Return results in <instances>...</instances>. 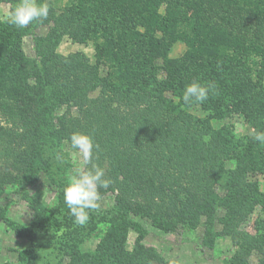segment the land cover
Masks as SVG:
<instances>
[{"label":"trees","instance_id":"16d2710c","mask_svg":"<svg viewBox=\"0 0 264 264\" xmlns=\"http://www.w3.org/2000/svg\"><path fill=\"white\" fill-rule=\"evenodd\" d=\"M47 4V18L32 21L49 28L37 41L40 64L23 53L25 31L0 21L3 176L33 174L49 139L70 143L73 133L87 134L98 145L92 163L111 181L98 188L100 196L118 192L110 217L123 221L131 213L161 221L164 229L177 221L196 224L213 185L229 177L224 231L236 246L232 264H250L252 251L264 264V226L253 235L238 231L256 206L264 209V193L247 181L264 173L263 146L254 139L264 131V0H71L59 12ZM65 35L92 41L95 63L81 53L57 54ZM177 42L186 50L173 62L168 53ZM194 80L213 91L188 106L181 97ZM195 105L221 119L241 114L254 136L237 139L228 127L215 134L183 108ZM60 106L66 110L56 126L49 112ZM126 232L125 225L113 226L93 253L75 252L70 264H169L152 247L127 250Z\"/></svg>","mask_w":264,"mask_h":264},{"label":"rangeland","instance_id":"374dc122","mask_svg":"<svg viewBox=\"0 0 264 264\" xmlns=\"http://www.w3.org/2000/svg\"><path fill=\"white\" fill-rule=\"evenodd\" d=\"M44 1L53 5L59 12L71 0ZM17 5L16 0L1 1L0 21H7L6 18L10 17ZM21 29L25 31L21 41L25 57L40 64L41 57L36 45L40 37L48 35L49 28L43 25L35 27L34 22H31ZM185 50L184 44L177 42L170 49L168 56L174 62L183 56ZM55 51L62 56L81 53L90 64L96 61L92 41L79 43L65 35L60 38ZM104 74L102 69L101 75ZM162 75L163 73L159 72V76ZM43 90L48 99L50 89L47 86ZM96 95L97 91L90 93V97ZM183 108L189 114L203 119L215 134L223 127H228L237 139L246 135L254 136L253 130L245 123L241 114L221 119L204 112L198 105ZM65 110V106H60L49 112L52 115L49 118L51 123L58 126L57 119ZM71 114L77 116L75 108H71ZM0 125L6 126L1 119ZM50 136L47 135V138ZM209 137L208 134L205 139ZM262 146L261 153L264 154V145ZM58 156L62 159H57ZM233 162L227 163L226 168L233 169ZM36 163L40 167H36L33 174L26 173L27 177L14 174L13 181H10V177L3 176L4 172L0 171V183H3L0 191V264H70L71 254L93 253L105 233L117 225L126 227L127 250L139 243L152 247L169 264H232L236 246L231 236L224 231V223L230 219L231 209L225 202L228 197L225 186L229 177H222L219 183L213 185L214 195L212 200L207 202L206 214L199 215L194 225H184L177 221L170 223L171 229H164L160 227L161 221L153 222L151 218L140 215L129 213L130 217L123 221L118 216L110 217L115 213V196L118 193L116 190L114 193L107 192L100 196L97 201L99 207L89 211L88 222L81 226L76 224L74 217L70 215L64 202L63 190L77 169L87 170L82 156L71 148L66 139L52 138L49 139L48 145L43 147L42 156ZM247 181L256 183L258 191L264 193V173L251 174ZM22 186L25 187L24 190H20ZM7 221L21 227L20 233L8 226ZM262 226L264 209L256 206L243 222L239 223L238 231L253 235L257 234ZM260 234L264 232L261 230ZM260 257L261 254L257 251H252L250 264H258Z\"/></svg>","mask_w":264,"mask_h":264},{"label":"clouds","instance_id":"9594fccd","mask_svg":"<svg viewBox=\"0 0 264 264\" xmlns=\"http://www.w3.org/2000/svg\"><path fill=\"white\" fill-rule=\"evenodd\" d=\"M49 14L47 3L38 4L36 0H20L7 22L19 28H25L32 21L46 19ZM213 91V85L202 84L194 80L187 84L183 90L182 101L185 105L202 104L209 98V93ZM255 141L264 145V131L256 132ZM71 148L76 150L83 158L85 166L91 165L87 170L77 169L70 182L63 190L64 202L69 209V213L74 217L76 224L83 226L89 220V211L96 210L100 199L98 188H108L111 184L109 179H105L104 170L93 164L94 149L98 147L93 142L90 135L73 133L70 136ZM57 159H62L57 157Z\"/></svg>","mask_w":264,"mask_h":264}]
</instances>
